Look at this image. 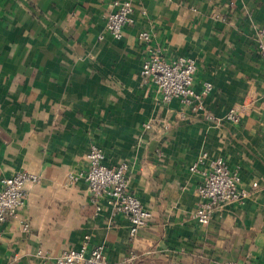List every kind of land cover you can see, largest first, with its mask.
<instances>
[{"label": "crops", "instance_id": "1", "mask_svg": "<svg viewBox=\"0 0 264 264\" xmlns=\"http://www.w3.org/2000/svg\"><path fill=\"white\" fill-rule=\"evenodd\" d=\"M124 1L0 0V185L39 177L20 219L0 228V264H55L86 236L113 264L130 254L135 264H264V0H132L135 23L116 40L106 16ZM150 48L195 61V91L213 87L201 110L164 103L144 81ZM234 108L238 123L226 120ZM92 145L105 165L128 166L153 215L135 238L122 214L98 211L87 183L70 180ZM203 154L200 171L222 158L246 192L207 226L191 219L202 175L190 169Z\"/></svg>", "mask_w": 264, "mask_h": 264}, {"label": "built area", "instance_id": "2", "mask_svg": "<svg viewBox=\"0 0 264 264\" xmlns=\"http://www.w3.org/2000/svg\"><path fill=\"white\" fill-rule=\"evenodd\" d=\"M136 10L132 0L117 2L106 16V29L116 40L123 37V29L135 23ZM139 38L146 44L152 39L148 32L139 33ZM258 50L264 63V24L258 28ZM197 73L195 61L179 57L171 62L154 48L149 49V56L144 61L141 76L144 81L157 86L164 103L180 99L184 104L195 110L203 108L204 98L212 91V84L206 83L201 94L194 89V80ZM243 109H231L226 120L238 123L239 112ZM147 128H151L147 125ZM87 169L77 175H71V182L84 181L87 183L93 198L92 202L98 211L101 204L110 205L116 212L122 214L130 223V236L135 238L146 227L153 215L130 190L128 166L118 167L105 165L104 150L98 145H92L85 155ZM207 154H203L191 167L192 172H200L202 180L196 194L198 203L191 215V219L203 226L210 224L213 215L228 203L238 201L246 195L240 190L241 177L239 171L232 170L226 161L218 158L210 162L209 167H200L205 164ZM39 177L28 172H19L5 178L0 185V228L9 217L19 220L20 211L24 208L27 199L26 186L30 182H37ZM254 187L257 184L253 185ZM187 220V219H186ZM25 230L29 224L24 222ZM90 237L86 236L79 249L69 248L56 259L55 264H113L105 257L104 248L88 249ZM39 254H42L41 252ZM138 257L130 254L120 264H135Z\"/></svg>", "mask_w": 264, "mask_h": 264}]
</instances>
